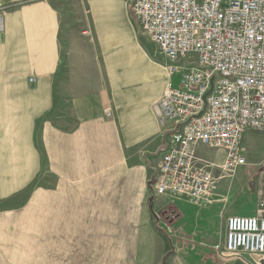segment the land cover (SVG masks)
<instances>
[{
    "label": "crops",
    "instance_id": "1",
    "mask_svg": "<svg viewBox=\"0 0 264 264\" xmlns=\"http://www.w3.org/2000/svg\"><path fill=\"white\" fill-rule=\"evenodd\" d=\"M0 2V264H252L221 256L212 210L177 202L176 229L159 225L156 106L172 79L127 44L130 0Z\"/></svg>",
    "mask_w": 264,
    "mask_h": 264
},
{
    "label": "built area",
    "instance_id": "2",
    "mask_svg": "<svg viewBox=\"0 0 264 264\" xmlns=\"http://www.w3.org/2000/svg\"><path fill=\"white\" fill-rule=\"evenodd\" d=\"M7 10L0 2V28ZM131 10L172 79L156 106L168 140L153 196L212 205L220 180L249 165L246 134H264V0H132ZM220 253L264 264V215L227 218Z\"/></svg>",
    "mask_w": 264,
    "mask_h": 264
},
{
    "label": "rangeland",
    "instance_id": "3",
    "mask_svg": "<svg viewBox=\"0 0 264 264\" xmlns=\"http://www.w3.org/2000/svg\"><path fill=\"white\" fill-rule=\"evenodd\" d=\"M132 0L129 2V7L131 10ZM132 14V10H131ZM133 22V27L135 33H128L126 37L127 44L131 46V49L138 50L140 52V56L143 57H154V54L157 57H161L156 54L157 46L142 36L140 32L139 25L135 22L133 18L131 19ZM137 57V56H136ZM139 62H142V59H138ZM252 134L251 138H247L245 142V152L248 155L249 165L245 167H241L235 176L232 179H222L220 180V184H218L217 189V197L220 196V199H225V203L221 204L222 207H217L215 204L212 205H192L185 200L182 199H174L169 200L168 198H163L158 207L157 204L154 205V213L157 215L158 219H160V226L165 227L167 230L168 226L175 228V225L178 222L179 210L177 207V202L181 203L183 207L181 211H186V213H190L192 210H212V217H215V214H220L219 223L222 228V235H225V224L228 216L230 214L233 215H245V216H259L264 215V207H262V203H264V134L258 132H250ZM207 155L210 158L218 157L217 151L209 150ZM216 160V159H215ZM217 163H221V158H217ZM255 171L254 179H250ZM220 171H217V175H220ZM250 180V184L249 183ZM248 184V187H247ZM249 185L254 188V195L256 202L249 198L243 197L244 194L248 193ZM233 197H229L233 195ZM243 195V196H242ZM240 196V197H239ZM15 197V198H13ZM18 194L12 196L13 199H17ZM11 198V200H13ZM157 201L152 195L150 196V208H153L152 202ZM176 200V201H175ZM1 204V203H0ZM204 210V211H206ZM158 225V226H159ZM159 226V227H160ZM161 228V227H160ZM174 231V230H173ZM178 237V236H177ZM183 236L179 237V240ZM187 240H192L187 238Z\"/></svg>",
    "mask_w": 264,
    "mask_h": 264
},
{
    "label": "water",
    "instance_id": "4",
    "mask_svg": "<svg viewBox=\"0 0 264 264\" xmlns=\"http://www.w3.org/2000/svg\"><path fill=\"white\" fill-rule=\"evenodd\" d=\"M247 260H249L252 264H255V261L253 258H251L249 255H243Z\"/></svg>",
    "mask_w": 264,
    "mask_h": 264
},
{
    "label": "bare ground",
    "instance_id": "5",
    "mask_svg": "<svg viewBox=\"0 0 264 264\" xmlns=\"http://www.w3.org/2000/svg\"><path fill=\"white\" fill-rule=\"evenodd\" d=\"M147 39V38H146Z\"/></svg>",
    "mask_w": 264,
    "mask_h": 264
}]
</instances>
